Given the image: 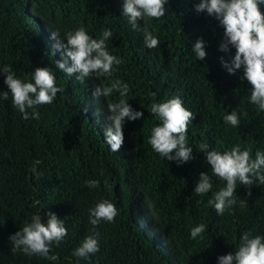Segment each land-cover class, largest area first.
<instances>
[{"label":"trees","instance_id":"16d2710c","mask_svg":"<svg viewBox=\"0 0 264 264\" xmlns=\"http://www.w3.org/2000/svg\"><path fill=\"white\" fill-rule=\"evenodd\" d=\"M196 3L169 0L164 17L141 21L140 28L146 24L160 41L148 49L143 32L133 30L123 16V0H0V67L10 66L25 82H32L36 68L47 67L64 89L52 104L38 106L39 119H23L10 92L8 100H0V264H219L220 256L235 255L244 232L264 236V185L259 182H237L236 203L223 215L208 206L226 181L212 175L200 145L222 153L239 144L255 159L257 150L264 151V111L250 103L251 86L240 80L242 71L230 76L221 67L219 58L227 59L218 51L224 29L206 13L197 14ZM80 26L94 39L111 30L108 51L123 63L114 65L110 78L93 75L80 83L57 68L62 52L54 50L51 32L59 30L64 38ZM201 37L208 53L204 61L192 52ZM117 79L129 85L123 99L144 115L126 120L123 144L113 153L104 139L107 102L121 97L117 92L94 98L92 93ZM4 80L0 73V91H9ZM175 95L195 115L187 132L195 158L179 166L148 143L160 124L150 105ZM233 110L238 127L224 122ZM202 172L211 176L213 188L197 195ZM93 180L98 187L86 185ZM103 200L114 203L119 214L111 223L93 226L89 210ZM48 212L67 228L59 247L52 245L49 258L13 252L9 237L33 215L46 223ZM200 223L205 232L192 239L190 231ZM96 233L99 251L87 259L74 256L84 238Z\"/></svg>","mask_w":264,"mask_h":264},{"label":"clouds","instance_id":"9594fccd","mask_svg":"<svg viewBox=\"0 0 264 264\" xmlns=\"http://www.w3.org/2000/svg\"><path fill=\"white\" fill-rule=\"evenodd\" d=\"M169 0H123V16L128 18V23L133 30L143 32L144 44L148 49L159 46V39L148 30L146 24L140 28V22L145 18L159 20L169 10ZM264 0H199L195 4L197 14L206 13L218 21L224 29L223 39L218 51L226 54L219 58L221 67L228 75L235 76L242 71L240 80L247 81L250 88V103L264 111V12L261 11ZM112 37L109 29L102 30L98 39L90 36L83 26L75 31H67L61 38L59 30L51 32V38L56 41L53 48L62 52V62L57 61L59 70L84 83L85 79L95 75L96 78H110L116 70L115 66L123 63L119 57L110 54L107 41ZM232 49L235 54L232 55ZM192 52L199 61L207 58L206 44L203 38H198L193 44ZM55 51L53 52V55ZM0 73L5 76L4 84L9 91H0V100H8L11 93L12 103L22 114L23 119H39L38 106L52 104L58 93L64 91L56 86V75L47 67H38L32 72V82H25L16 78L10 66L0 67ZM119 93L118 102H107L109 124L104 128V139L110 146L111 152H117L124 141L123 128L126 120L136 121L143 118L142 111H134L131 105L123 99L129 93V85L120 80L110 81V86L100 84L95 87L92 95L94 98L110 97ZM184 101L179 95L173 96L165 102L152 103L151 114L155 115L160 124L153 127L148 143L152 149L167 161H174L179 165L189 162L195 157L193 148L188 146V126L195 119V115L187 110ZM224 122L232 127H238L240 118L237 111L224 116ZM205 154L207 164L211 166L212 175L226 181V186L208 200V206L214 207L218 215H223L233 208L237 182L251 186L255 182L264 185V151L257 150L255 159L251 151L242 150L237 144L230 150L219 152L208 150L207 144L199 148ZM39 164L40 161H36ZM33 175L39 178L40 173L34 167ZM90 188L99 186V181H86ZM213 188L212 178L208 173H200L195 185L194 193L204 195ZM242 207L244 206L242 202ZM117 207L108 200L99 202L95 208L89 210V222L97 226L100 222L114 221L118 215ZM46 223L42 222L41 215H33L31 223H26L19 231L9 237L12 251H22L25 255H38L49 258L52 245L59 247L67 235L64 220L48 212ZM206 225L200 223L193 227L190 236L195 239L205 232ZM88 235L73 255L78 258H89L90 254L99 251L98 237ZM219 264H264V236L253 235L251 231L240 236L239 245L235 255L229 253L218 258Z\"/></svg>","mask_w":264,"mask_h":264}]
</instances>
